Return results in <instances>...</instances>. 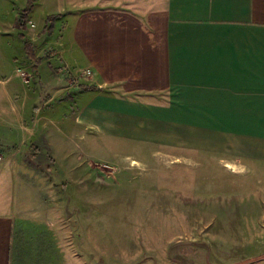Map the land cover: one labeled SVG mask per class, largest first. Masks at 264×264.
<instances>
[{
	"label": "crops",
	"instance_id": "0c3cea01",
	"mask_svg": "<svg viewBox=\"0 0 264 264\" xmlns=\"http://www.w3.org/2000/svg\"><path fill=\"white\" fill-rule=\"evenodd\" d=\"M73 5L70 49L62 58L90 68L92 87L54 85L42 99L38 90L30 95L27 87H0V153L8 156L0 160V264H42L49 246L63 256L57 243L49 245L46 224L44 232L43 224L18 210L23 203L43 204L42 193L27 192L36 183L43 186L38 176L43 166L11 156L21 150L48 154L46 148L70 153L61 147L65 129L91 148L97 140L142 149L179 145L233 158L235 165L264 164V0H73ZM49 72H41L45 81ZM65 93L72 105L55 106L57 98L66 101ZM170 93L178 100L166 98ZM21 103L26 114L34 111L29 119L18 113ZM60 106L65 114L52 115ZM243 264H264V257Z\"/></svg>",
	"mask_w": 264,
	"mask_h": 264
},
{
	"label": "rangeland",
	"instance_id": "374dc122",
	"mask_svg": "<svg viewBox=\"0 0 264 264\" xmlns=\"http://www.w3.org/2000/svg\"><path fill=\"white\" fill-rule=\"evenodd\" d=\"M75 8L73 0H0V87L38 90L39 99L56 85L92 87L90 68L62 58L70 49ZM50 55L53 61L40 65ZM43 69L50 71L49 80ZM63 97L55 106L72 105L67 93ZM167 97L178 100L177 93ZM52 109V115L65 114V106ZM24 110L21 103L18 113L25 119L34 114ZM64 133L61 147L70 153L46 148L48 154L21 150L11 156L43 166L37 173L43 186L27 190L42 193L43 204L18 209L32 223H45L49 245L63 250V256L50 246L41 251L42 264H243L264 257V164L235 165L233 158L179 145L142 149L97 140L91 148L85 138L76 141L67 129ZM25 145L26 140L16 147ZM7 157L0 153L1 161Z\"/></svg>",
	"mask_w": 264,
	"mask_h": 264
},
{
	"label": "trees",
	"instance_id": "16d2710c",
	"mask_svg": "<svg viewBox=\"0 0 264 264\" xmlns=\"http://www.w3.org/2000/svg\"><path fill=\"white\" fill-rule=\"evenodd\" d=\"M27 13V12H26ZM26 13H24L25 15H26ZM20 26H23V24H20ZM25 45H26V48H27V50H28V52H30L31 50H30V46L25 42ZM27 46H29V47H27ZM29 54V53H28ZM31 55H32V53H30Z\"/></svg>",
	"mask_w": 264,
	"mask_h": 264
},
{
	"label": "built area",
	"instance_id": "2783aa9c",
	"mask_svg": "<svg viewBox=\"0 0 264 264\" xmlns=\"http://www.w3.org/2000/svg\"><path fill=\"white\" fill-rule=\"evenodd\" d=\"M86 72H90V70H86Z\"/></svg>",
	"mask_w": 264,
	"mask_h": 264
}]
</instances>
